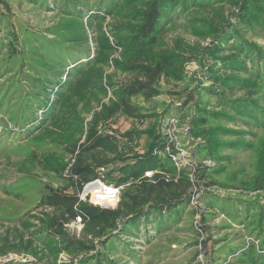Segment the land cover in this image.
Masks as SVG:
<instances>
[{"label": "rangeland", "instance_id": "obj_1", "mask_svg": "<svg viewBox=\"0 0 264 264\" xmlns=\"http://www.w3.org/2000/svg\"><path fill=\"white\" fill-rule=\"evenodd\" d=\"M210 1V8L197 6L201 0H193L186 10L179 9L159 46L183 40L193 48L194 58L184 65L182 80H162L160 95L150 101L134 98L139 115L130 118L110 117L107 108L114 93L101 91L108 83L117 87L126 82L131 75L127 64L139 54L128 48L109 56L105 38L111 26L122 30L135 26L130 23L133 14L144 9L145 0H0V264H81L86 257L61 251V239L46 240L45 224L53 213L42 207L41 199L48 187H61L58 176L72 164L64 148L76 140L82 142L87 125L96 118L100 133L114 136L119 155L125 158L144 152L146 131L164 133L168 129L179 149V167L175 166L190 168L188 177L195 186L191 203L181 206L178 213L127 219L105 245L97 244L99 254L91 252L87 257L98 258L105 252L110 261L106 264H251L264 260V119L258 126H248L240 120L209 118L207 128L218 134L212 146L220 144L216 159L209 156L211 145L197 135L193 125L194 108L200 102L214 112L231 113L205 89L213 86L210 69L222 65L210 53L226 44L221 38L230 37L232 27L240 25L244 35L238 39L245 48L244 40L256 48L248 47L247 66L264 72V6L259 13L263 23L251 30L235 17L241 0L233 5L231 0ZM83 4L89 7L86 17L77 12ZM106 8L112 12L104 19L89 18L96 9L104 14ZM74 60L83 69L69 77L66 63ZM64 69L62 81L68 79L65 84H69L72 80L75 89L69 93L59 88L57 100L50 95L51 101L62 102L55 118L46 121L43 110L34 106L39 99L35 95L41 93L46 75ZM244 96L245 92L235 94V98ZM69 109L79 112L82 130L63 126L62 117ZM130 130L138 132L134 140L123 135ZM194 166L207 167L204 179H199L200 171L194 174ZM107 170L111 172L112 167ZM110 176L113 181L120 175ZM66 228L70 237L82 238L83 224ZM251 249L255 254L243 255Z\"/></svg>", "mask_w": 264, "mask_h": 264}, {"label": "trees", "instance_id": "obj_2", "mask_svg": "<svg viewBox=\"0 0 264 264\" xmlns=\"http://www.w3.org/2000/svg\"><path fill=\"white\" fill-rule=\"evenodd\" d=\"M191 1L193 0H145L144 9L133 14L135 19L130 23H135V26L125 30L111 26L110 32L108 35L106 34L105 38L109 56L115 55L120 49L123 51L128 48L136 50L139 55L129 60L127 64L131 75L128 76L126 82L118 84L117 87L108 83L104 85V89L101 91L103 94H108V91L114 93V101L107 108L110 117L120 114L130 118L138 117L139 114H137L133 104L134 98L141 97L150 101L160 95L159 85L162 80H182L184 65L194 58L193 48H189L183 40H174L172 46L169 44L159 46L165 40L168 25L179 15V9L186 10ZM235 1L237 0H231V5ZM116 2L117 0H115ZM193 5L195 7L202 5L205 9L210 8L213 2L201 0L199 4H196L197 6ZM238 5L240 13L235 17L239 19L241 26L244 25L253 30L263 23L259 13L263 9L264 0H241ZM83 7L82 11L78 10L77 12L86 17L90 13L88 12L89 7L85 4ZM96 11L97 9L89 18L104 19L112 12L108 8L104 10V14ZM239 26L236 25L235 28H231L233 34L231 36L229 34L230 37L221 38V41L226 42L225 45L222 42L223 46L216 47V52L210 53L211 57L218 58L222 65L218 69H215V66L210 69L208 76L213 86L205 89L206 93L217 97L218 105H221L222 109L228 108L227 110L231 113L214 112L208 109L205 102L196 104L194 108L193 125L197 127V135L211 145L212 149L209 151V156L213 159H216L220 152V144L217 143L216 146H212L215 136L218 134L215 129L211 131L207 128L206 123L209 118L224 117L229 122L240 120L248 126L252 124L258 126L261 119H264V72L258 71L257 68H253V71L247 66L244 59L251 53L247 51L250 49L253 51L256 48L253 44L249 46L243 37L242 39L250 49L248 50V47L245 48L241 44L238 37L244 34L239 30ZM252 58L255 57L252 56ZM66 65L70 67V70L67 71L69 77H75L83 69L78 60H74L72 64L67 62ZM65 69L62 73L51 72V76H49L50 74L46 75L47 78L42 83L44 87L42 86L41 93L35 95L39 99L38 104L34 106L36 109L43 110L46 121L48 119L53 120L59 112V105L62 101L56 102V100L60 98L61 90H69L71 93L75 89L73 87L76 85L72 80L69 84H65L68 79L66 82L62 81L61 78ZM241 92H245V96L235 98V94ZM50 95H54L56 100L54 98L51 101ZM56 103L58 105L54 111ZM44 122L45 120L41 125ZM62 122L64 123L63 126L77 127L82 130L80 114L74 109H69L63 115ZM98 124L99 119L96 118L87 125L86 136L82 142L76 140L75 143L64 148L72 157L68 174L67 176L59 175L58 180H61V187L55 189L48 187L47 193L41 199L42 207L51 209L53 213L45 224L46 240L47 238L61 239L60 243L63 244L60 248L61 251H69L78 255L84 254L86 257H83L81 264H92V260L94 264L108 263L109 260L105 258L107 257L105 252L102 253L103 256H98V258L87 256L91 252L96 254L97 244L101 242L102 245H105V241L127 219L138 220L150 215H160L161 218H164L166 213H178L181 206L191 203V191L195 186V182L188 177L190 176L188 172L190 168L185 166L176 168L173 156L178 151L170 143L166 134L158 133L153 129L146 131L148 144L144 147V152L125 158L119 155L114 136L101 134L98 130ZM38 127L40 128V126L36 128ZM123 135L129 140H134L138 136V132L130 130ZM168 148L170 151L167 150ZM109 167H112V170L108 173L107 180L116 185L125 186L117 207L107 209L81 201L79 193L84 186L100 177L101 168ZM191 168L194 174L200 171L199 179L205 178L207 167L194 166ZM117 172L120 176L111 181L110 175ZM148 172H152L153 175L145 177ZM98 203L112 204L108 201ZM78 217L82 219L84 226L81 239L70 237L66 228ZM97 253L99 254V252ZM251 253L255 254L254 249L245 251L243 255L248 257ZM258 260L260 264H264V260L260 258ZM259 263L252 262L251 264ZM248 264L250 263L248 262Z\"/></svg>", "mask_w": 264, "mask_h": 264}, {"label": "built area", "instance_id": "obj_3", "mask_svg": "<svg viewBox=\"0 0 264 264\" xmlns=\"http://www.w3.org/2000/svg\"><path fill=\"white\" fill-rule=\"evenodd\" d=\"M163 132H164V134H166L168 136L170 143L172 145H174V147L178 151L177 154H179V149L175 145L174 138H173V135H171V132H168V129L167 130L163 129ZM167 150L170 151V148H168ZM177 154L175 156H173V162L177 167H179L178 162L176 160ZM67 174H68V171L65 172L64 176H67ZM99 174H100V177L97 180H95L91 183H88L84 186L82 191L79 193V198L81 201H84V202H87V200L89 199L92 204H99L101 206L104 205V206L108 207V209L109 208L114 209V207L117 204L118 198L121 194V190L123 187L116 185L115 183L109 182L107 180V177H108L107 168H101L99 171ZM145 176H148V177L152 176V172L146 173ZM95 184H98V186H99L98 190L99 191L93 189ZM97 197H100V198L102 197L103 200L108 201V202H112V204H110V205L106 204L105 205V204L95 202L94 199ZM81 223H82V219L79 217L76 219V221L73 222V224L78 225V227H82Z\"/></svg>", "mask_w": 264, "mask_h": 264}, {"label": "bare ground", "instance_id": "obj_4", "mask_svg": "<svg viewBox=\"0 0 264 264\" xmlns=\"http://www.w3.org/2000/svg\"><path fill=\"white\" fill-rule=\"evenodd\" d=\"M98 188H99L98 185L93 187V189H95V190H98ZM98 191H99V190H98ZM95 199H96L97 202H101V201L103 200L102 197H101V198H100V197H97V198H95ZM104 199H105V198H104ZM104 201H105V200H103V202H104Z\"/></svg>", "mask_w": 264, "mask_h": 264}]
</instances>
